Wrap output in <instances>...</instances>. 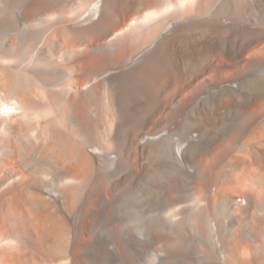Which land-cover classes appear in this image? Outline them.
Masks as SVG:
<instances>
[{"label":"bare ground","instance_id":"obj_1","mask_svg":"<svg viewBox=\"0 0 264 264\" xmlns=\"http://www.w3.org/2000/svg\"><path fill=\"white\" fill-rule=\"evenodd\" d=\"M38 19L45 28L22 33ZM49 29L38 55L11 64ZM218 98H233L237 119L203 123ZM166 121L177 123L164 131ZM230 130L241 149L219 146ZM165 139L183 179L137 226V188ZM199 189L194 208L162 218ZM0 227L15 237L0 264L29 253L53 264H264V0H0ZM139 249L149 256L133 257Z\"/></svg>","mask_w":264,"mask_h":264},{"label":"rangeland","instance_id":"obj_2","mask_svg":"<svg viewBox=\"0 0 264 264\" xmlns=\"http://www.w3.org/2000/svg\"><path fill=\"white\" fill-rule=\"evenodd\" d=\"M76 5H80V4H76ZM82 5V4H81ZM79 9V8H78ZM77 9V10H78ZM80 9H82V7L80 8ZM72 14H70V13H68L66 16L67 17H70ZM50 17V16H49ZM48 18V17H47ZM50 19V18H49ZM44 19H38V20H35V21H30V22H28L27 24H25V25H21L20 26V30L22 31V33L23 34H29L31 31H35L37 28L38 29H43V28H45L46 27V22H44L43 21ZM41 21H42V23H41ZM37 22V23H36ZM39 23V24H38ZM41 24V25H40ZM37 26V27H36ZM43 26V27H42ZM29 27H31V28H29ZM22 28H24L23 30H22ZM26 28V29H25ZM32 29V30H31ZM34 29V30H33ZM37 29V30H38ZM31 30V31H30ZM48 31V30H47ZM46 31V35H45V32L42 34V35H40L38 38L37 37H35V38H32V39H29V40H26L22 45H24V46H21L18 50H17V55H16V57H14V60H13V63H11L12 62V60H11V64H14V63H16L17 61H20V60H23V59H28L29 60V58L31 59V57L33 58V56L35 55V54H37L38 55V53H39V51H40V47H42L41 45L43 44V39L45 40L47 37L46 36H48L49 34H50V29H49V31L47 32ZM49 33V34H48ZM40 38V39H39ZM38 42H36V41ZM29 42V43H28ZM42 43L41 45H39V43ZM34 43V44H33ZM31 44V45H30ZM38 46H37V45ZM34 46H36V47H34ZM26 48V49H25ZM39 48V49H38ZM31 50L33 51V52H31ZM34 50H37V51H34ZM25 52V53H24ZM33 53V55L31 54V53ZM34 52H37V53H34ZM27 53V54H26ZM25 54V55H24ZM32 55V56H31ZM30 56V57H29ZM36 56V55H35ZM34 56V57H35ZM23 57V58H22ZM25 57V58H24ZM27 59H26V61H27ZM17 60V61H16ZM223 76V77H222ZM221 77L222 78H224L225 77V74H224V72L221 74ZM189 89H192V87L191 88H188V90ZM193 90V89H192ZM192 90H191V93H192ZM181 93H183L182 95H184V93L185 92H178V97H177V102L179 103L181 100H182V98L184 97V96H182V97H180V94ZM189 93H190V90H189ZM215 99H217V97H214V99L213 100H215ZM220 98H218V100L217 101H215V103H214V106H207L204 110H207L202 116L203 117H199V118H202V119H204L205 121L203 122V123H206V124H209V123H211L213 126H215V123H217L218 121L220 122H225V120L228 122V121H235L236 119H237V117H236V112L233 110V98H232V101L229 103L227 100H222V99H220ZM209 100L210 101H212V99H210L209 98ZM225 101V102H224ZM221 103V104H220ZM223 103V104H222ZM207 105H210V104H207ZM233 110V111H232ZM231 111V112H230ZM194 111H192L191 112V114L190 115H194V113H193ZM233 112V113H232ZM196 113V112H195ZM211 113V115L213 116H211V115H209ZM186 113H184V115H185ZM208 114V115H207ZM211 118H210V117ZM206 117H207V119H206ZM185 122V123H184ZM189 120H186L185 119V121L183 120V122L182 123H178V125H179V130H178V132H177V134L175 135V139H176V137H178V139H181V138H183L184 137V131H185V125L184 124H189ZM218 122V123H219ZM177 123V122H176ZM176 123H175V125H176ZM191 123V122H190ZM172 124H174V123H172ZM175 125H170V122L169 121H166V122H164L162 125H161V127L163 128V130L164 131H166L167 130V128L169 127V126H172V128L173 127H175ZM184 125V126H183ZM165 127V128H164ZM180 127H183L184 128V131L183 130H181V128ZM178 128V127H177ZM176 128V129H177ZM175 129V130H176ZM181 130V131H180ZM163 131V132H164ZM231 131V132H230ZM228 133L230 134V135H227V136H225V137H223V140L222 141H224L226 138V140L223 142V144H221L222 142H220L219 144V146L223 149V150H226V149H231V150H233V148L232 147H234L235 148V151L236 150H238V149H241V147H242V144L240 143V144H237V145H235V146H232L233 145V138H231L230 139V137L231 136H233V130H230ZM181 132V133H180ZM232 134V135H231ZM225 138V139H224ZM168 140H170V139H168ZM167 139H165L164 140V142H163V144H162V149H161V157H162V163H160V162H158L157 163V165H158V168H157V170L155 169H150V168H148V170H147V174H146V176L141 180V184L142 185H139V187L137 188V192H138V194H136V198H137V206H138V212L137 213H134V217L136 218V221H134V223H137L136 225L137 226H141L144 222H146L149 218H150V215L152 214V213H154L155 211V208H156V204H157V201H158V199L160 198V196H163L164 195V192L166 191L167 192V195L169 196V197H171V198H173L174 196H175V194H174V192H172V191H170V187H171V184L174 182H181L182 181V179H183V176L179 173V171H178V169L176 168V164H177V162L174 160L173 161V159H172V157H173V144H172V142L171 141H169V142H167L168 141ZM229 140H230V142H229ZM166 141V142H165ZM228 141V142H227ZM232 141V142H231ZM170 143L172 144V146L170 145ZM224 143H225V145H224ZM232 143V144H231ZM169 144V145H168ZM227 144V145H226ZM231 144V145H230ZM168 146V147H167ZM166 147V148H165ZM171 147V150L170 149H168V148H170ZM165 149V150H164ZM167 150V151H166ZM169 150V151H168ZM218 150H220V148H218ZM172 151V152H171ZM165 152H166V155H165ZM163 154V155H162ZM172 154V155H171ZM171 155V156H170ZM165 157V158H164ZM151 159H152V156L151 157H148V158H146V163H147V160H148V165L150 166V165H152L155 161H152L151 162ZM165 159V160H164ZM176 162V163H175ZM152 163V164H151ZM204 164V163H203ZM147 165V166H148ZM148 166V167H149ZM167 166L169 167V168H167ZM175 166V167H174ZM163 170H162V169ZM167 168V169H166ZM174 168V169H173ZM146 169H147V167H146ZM190 169H188V171H189ZM153 171V172H152ZM158 171V172H157ZM162 171V172H161ZM167 171H168V173H167ZM178 171V172H177ZM164 172V175H162V173ZM152 174V176L150 175V174ZM176 175V176H175ZM48 177V178H47ZM46 178L47 179H50L52 176H51V174L49 175V176H47ZM155 179H154V178ZM157 177V178H156ZM164 177V178H163ZM180 178V179H179ZM159 179V180H158ZM175 179H176V181H175ZM156 180V181H155ZM158 181V182H157ZM159 181H161V182H159ZM164 181V182H163ZM148 182V184H146ZM157 184V185H156ZM160 184V185H159ZM151 185H153V186H151ZM160 188H159V187ZM233 188H235V189H233ZM231 189V191H233V193H236L237 194V196H239L238 197V200H239V198H241L240 197V194H238L239 193V190H238V187H236V186H233V187H231L230 188ZM146 193H145V192ZM202 191H203V189L201 190V189H199L197 192H195L194 194L192 193L190 196H186V198H185V200H184V202H183V200L181 201V202H177V203H174L173 205H171L170 206V208L168 209L169 211H164L163 212V214L165 215V217H164V215L163 214H161V216H162V218L163 219H169V221L171 222V223H173L174 221H176L177 219H179L180 218V215L179 214H177L176 215V213H174V212H179L180 210H186L187 211V209H191V208H194L195 206H196V203H195V200L194 199H197L198 200V198H199V196H200V194H201V196L200 197H204V191H203V193H202ZM237 191V192H236ZM142 192V193H141ZM151 192H152V194H151ZM154 192V193H153ZM198 192H200V193H198ZM197 193V194H196ZM137 195H138V197H137ZM144 195V196H143ZM155 195L157 196V197H155ZM160 195V196H159ZM199 195V196H198ZM145 198H143V197ZM150 196V197H149ZM154 196V197H153ZM193 196V197H192ZM198 197V198H197ZM202 197V198H203ZM141 198V199H140ZM193 199V200H192ZM203 200V199H202ZM202 200H201V202H200V206L203 204L202 203ZM146 201V202H145ZM190 202V203H189ZM244 201H242V203H243ZM188 203H189V206H190V204H191V208L190 207H188L187 205H188ZM181 205V206H180ZM194 205V207H192ZM154 206V207H153ZM153 207V208H152ZM172 207V208H171ZM178 207V208H177ZM188 207V208H187ZM143 210H142V209ZM177 208V209H176ZM174 209H176L175 211H173ZM170 210H172L171 212H170ZM153 211V212H152ZM169 212H170V214H169ZM174 215H173V214ZM141 218V219H139V217ZM172 217V218H171ZM38 221H39V219H36L35 220V222H37V224H38ZM43 221H44V223L46 224V225H50L51 223H52V220L51 219H43ZM139 222V223H138ZM143 222V223H142ZM139 224V225H138ZM196 227H197V229H199V226H198V224H195V225H191V226H189V228H188V230H187V233H188V231H189V233L187 234L189 237L188 238H190L189 240L191 241V242H195V241H197L199 238H198V233H199V231L196 229ZM1 229H0V247L2 246V245H4L8 240L9 241H15V240H12L13 238H15V237H13V233H11L10 235L9 234H6V232H7V230L6 229H4V228H8V227H0ZM192 228V229H191ZM5 230V231H4ZM200 230V229H199ZM192 231H194V232H192ZM9 232H11V230H9ZM197 232V233H196ZM8 233V232H7ZM22 234H23V236H25L26 237V235L22 232ZM197 234V235H196ZM9 235V236H8ZM12 235V236H11ZM15 235V234H14ZM192 235V236H191ZM194 236V237H193ZM196 236V237H195ZM192 238V239H191ZM198 238V239H197ZM30 244L28 243V245L27 246H29ZM160 247L161 246V244L159 243V244H156L155 246L156 247H158V246ZM155 247V248H156ZM143 252V253H142ZM147 253V254H146ZM142 254V256L145 258L146 256H149V254H150V252H149V250H145V251H140V249L139 250H135L134 252H133V257H135V258H137V257H139V255H141ZM136 255V256H135ZM21 259V258H20ZM52 258H51V256L50 257H48V256H46V257H42L41 255H38V254H32V253H29V255L25 258V259H21V260H19V263H21V261H22V263L23 264H53L54 262H52ZM164 260V259H163ZM160 260V262H162V263H160V262H156L157 264H167V262H166V260ZM6 262V260H4L3 261V264H6L5 263ZM60 262V263H59ZM166 262V263H165ZM70 263V260L69 259H67V261L65 262H63L62 263V260L60 259V260H57L56 261V263L55 264H69ZM250 262H244V260H242L241 262H239V264H249ZM223 264H228V262H225V261H223ZM236 264H238V262H236Z\"/></svg>","mask_w":264,"mask_h":264}]
</instances>
